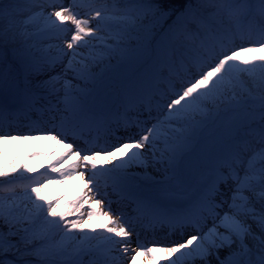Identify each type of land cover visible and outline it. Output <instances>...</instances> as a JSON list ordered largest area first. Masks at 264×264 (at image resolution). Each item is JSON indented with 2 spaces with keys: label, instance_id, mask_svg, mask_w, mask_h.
Listing matches in <instances>:
<instances>
[{
  "label": "snow or ice",
  "instance_id": "1",
  "mask_svg": "<svg viewBox=\"0 0 264 264\" xmlns=\"http://www.w3.org/2000/svg\"><path fill=\"white\" fill-rule=\"evenodd\" d=\"M0 264H264V0H0Z\"/></svg>",
  "mask_w": 264,
  "mask_h": 264
},
{
  "label": "rangeland",
  "instance_id": "2",
  "mask_svg": "<svg viewBox=\"0 0 264 264\" xmlns=\"http://www.w3.org/2000/svg\"><path fill=\"white\" fill-rule=\"evenodd\" d=\"M52 147H55V146L51 145L50 142H46L43 140H30V141L23 142L22 144H8L7 145V149H8L9 154H11L13 151H16V150H21V151H24L27 153L36 152V151H47ZM63 151H64V149L62 147H60L59 150L56 152L55 156H52L49 158H38L41 167H38L37 171L42 172L43 169L47 167L48 163L53 162ZM74 162L75 161L69 160L68 164H71ZM65 166H68V165H65ZM79 186H80V181H75V180L70 181L69 184L66 186H59V185H55V184H50L45 189V195H56V194H59V192L62 190V188H70L71 191L69 192L68 197H66V200L71 199L72 193H74ZM62 207H63V205H62ZM100 222L101 221H99V220H94L93 226L95 227V225L97 223H100ZM154 238H158V237L154 236V234H152V233H148V234L144 235L143 241L150 244V242ZM156 254L161 258H163L165 256V253L162 251H159V250L157 251ZM142 259H143V257H142Z\"/></svg>",
  "mask_w": 264,
  "mask_h": 264
},
{
  "label": "bare ground",
  "instance_id": "3",
  "mask_svg": "<svg viewBox=\"0 0 264 264\" xmlns=\"http://www.w3.org/2000/svg\"><path fill=\"white\" fill-rule=\"evenodd\" d=\"M141 259H142V257H141Z\"/></svg>",
  "mask_w": 264,
  "mask_h": 264
}]
</instances>
